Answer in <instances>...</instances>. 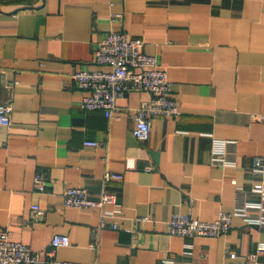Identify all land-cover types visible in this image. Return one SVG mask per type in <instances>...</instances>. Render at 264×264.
I'll return each mask as SVG.
<instances>
[{
    "label": "crops",
    "instance_id": "1",
    "mask_svg": "<svg viewBox=\"0 0 264 264\" xmlns=\"http://www.w3.org/2000/svg\"><path fill=\"white\" fill-rule=\"evenodd\" d=\"M114 30L142 38L173 82L180 113L155 116L146 141L133 128L148 91L120 96L113 117L81 106L74 74L109 67L94 51ZM0 102V232L36 250L69 234L52 250L64 260L264 264V0H0ZM68 186L116 201L67 206ZM221 210L235 214L220 235L170 231L174 213Z\"/></svg>",
    "mask_w": 264,
    "mask_h": 264
},
{
    "label": "built area",
    "instance_id": "2",
    "mask_svg": "<svg viewBox=\"0 0 264 264\" xmlns=\"http://www.w3.org/2000/svg\"><path fill=\"white\" fill-rule=\"evenodd\" d=\"M120 16V14H118ZM144 40L140 37L128 36L123 31H110L98 43L94 51L95 60L108 68H80L74 77L78 84L88 90L81 100L84 109H100L108 117H113L117 108V100L130 90H145L150 96L143 99L134 114L136 124L134 135L146 141L150 138L153 119L157 115L176 116L180 113L179 103L174 95L173 82L167 71L161 67L158 57L143 50ZM12 105L0 102V124L12 123ZM264 121V113L259 114ZM98 140H85L86 145H99ZM218 159V157L216 158ZM106 178H121L123 174L108 171ZM38 183L46 184L42 172L36 175ZM113 194L104 192L98 198L92 197L82 186H68L63 192V203L75 207L102 208L107 202H115ZM38 216H44L46 209L39 204L33 205ZM235 212L221 210L211 220H204L189 213H174L169 220L170 231L180 235L217 236L232 227ZM105 212L100 214L101 224L111 222ZM117 226L116 221H112ZM71 243L69 234H54L51 248L36 250L28 244L14 240L10 232H0V264H103L100 262H82L64 260L54 257L52 250ZM235 256V253L231 254Z\"/></svg>",
    "mask_w": 264,
    "mask_h": 264
}]
</instances>
